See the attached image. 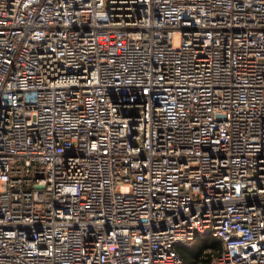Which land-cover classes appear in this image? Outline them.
Returning <instances> with one entry per match:
<instances>
[{
    "label": "built area",
    "instance_id": "built-area-1",
    "mask_svg": "<svg viewBox=\"0 0 264 264\" xmlns=\"http://www.w3.org/2000/svg\"><path fill=\"white\" fill-rule=\"evenodd\" d=\"M196 235L264 264V0H0V264Z\"/></svg>",
    "mask_w": 264,
    "mask_h": 264
},
{
    "label": "trees",
    "instance_id": "trees-1",
    "mask_svg": "<svg viewBox=\"0 0 264 264\" xmlns=\"http://www.w3.org/2000/svg\"><path fill=\"white\" fill-rule=\"evenodd\" d=\"M197 238H209L212 239L213 242H211L210 247L212 250H215L213 254L210 256L209 254H193V248L192 247H186L185 245L179 244L183 247L180 248V253L178 254L181 258V264H211L213 261V255L217 253V251L220 249L221 244L218 240L215 238H212L210 236H201L196 235L195 238L189 242H193L194 240H197ZM187 242V243H189ZM186 244V243H184ZM177 245V246H179ZM176 246V248H177ZM177 251V250H176ZM215 256V255H214Z\"/></svg>",
    "mask_w": 264,
    "mask_h": 264
},
{
    "label": "crops",
    "instance_id": "crops-1",
    "mask_svg": "<svg viewBox=\"0 0 264 264\" xmlns=\"http://www.w3.org/2000/svg\"><path fill=\"white\" fill-rule=\"evenodd\" d=\"M211 242H213V241H212V239H209V238H197V240H194L193 242H189V243L182 244V245H185L186 247H192L193 248V251H192L193 254H195V253L196 254H202V255L203 254H209L211 256L213 254V252L215 251V250H212V248L210 247ZM181 247H183V246H181V245L177 246V248H176L177 253L180 251Z\"/></svg>",
    "mask_w": 264,
    "mask_h": 264
},
{
    "label": "rangeland",
    "instance_id": "rangeland-1",
    "mask_svg": "<svg viewBox=\"0 0 264 264\" xmlns=\"http://www.w3.org/2000/svg\"><path fill=\"white\" fill-rule=\"evenodd\" d=\"M177 42H178V41H177V37H174V38H173V43H174V44H177ZM214 255H215V254H214ZM214 255H213V257H214Z\"/></svg>",
    "mask_w": 264,
    "mask_h": 264
}]
</instances>
